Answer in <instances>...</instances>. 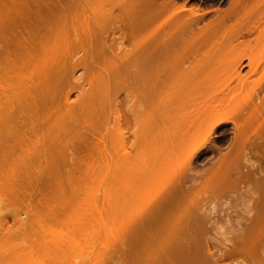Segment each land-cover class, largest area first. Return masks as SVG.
<instances>
[{
    "label": "rangeland",
    "instance_id": "obj_1",
    "mask_svg": "<svg viewBox=\"0 0 264 264\" xmlns=\"http://www.w3.org/2000/svg\"><path fill=\"white\" fill-rule=\"evenodd\" d=\"M110 1L119 0H93L89 7L82 4L84 9L80 12L78 3H82L81 0L79 2L56 0L59 7L61 5L64 8L60 7L55 16L57 17L58 14L60 17L64 16L57 18L61 19V22L57 19L54 21L55 24L51 22L54 25L51 24L53 27L50 31H48L50 25L38 27L39 30L44 28L40 33L38 29H34L36 32L33 36L31 58L23 61L19 59L18 67L12 69L13 72L7 73V80L1 83V87L6 90L4 93L6 100L3 96L0 97V259L13 256L21 260L19 264H58L57 259L62 256L80 257V259H84L83 256H92L103 259L100 260L102 264L105 262V264H113L121 258L128 260V255L125 258L117 255L118 253L114 255L119 244L116 239L121 236L118 234L121 218L132 214L133 208L138 212L139 209L147 206L148 204L145 203H150V200L158 201L155 205L182 206L176 197L171 201L155 198L167 189L168 184H172L171 181H180L181 183H178L182 188L179 187L181 188L179 197L183 202H185L184 198L189 200L186 202L188 206H185L186 210L188 207L187 212L192 209L189 206L191 204L195 210L198 209L197 212L191 211L195 212L197 218L194 219L193 215V220L198 221L199 215L202 216L201 222H197L200 226L195 224L199 226L198 229H202V234H198L203 245V248L200 247L202 258L213 263V252L215 254L219 251L220 254L227 250L232 251L237 246L238 251L242 249L241 252H237L235 248L233 257L231 255L229 259L222 258L220 261L223 263L220 261L219 263L264 264V220H261L262 214L264 215L262 210L264 202L261 203L263 206L254 203L257 209L253 208L252 204L256 202L255 200L261 202L259 197L263 194V189H258L254 180L264 173V146L248 143L234 146L231 144L232 125L217 131L218 149L212 146L213 143L202 146L198 141L195 144L192 142L189 145L179 146L161 145V142L156 144L150 131L151 112L152 110L158 112L155 107L164 109L165 113L162 114L168 116L169 110L171 112L173 106L179 103L187 105L195 99L197 102L194 103L200 104L198 99L203 103L210 98L213 99L214 81L221 82L219 79H228V67L238 55L245 53L251 55L256 65V70L247 77L250 79L247 88L225 97V100L223 98L214 103L208 100L209 105L207 103L205 106L202 103L204 106L201 105V108L213 105L217 114L230 118L234 115L233 118H237L242 104L245 105L251 99L260 97L257 87L264 82V48L240 47L236 42L230 41L229 36L246 28L260 13L262 14L264 0H244L245 2L243 1L234 13L228 15L224 25L210 32L199 33L190 38L188 33L180 31L177 35L178 40L182 38L181 43H183L188 34L184 47H192L185 49L180 45L178 50L175 46L173 52L169 51V54L165 55L164 60H166H162L163 64L158 61L156 66L158 75L160 71L162 74L165 70L166 72L164 76H159L161 80L157 92L152 89L153 84L158 83L156 82L158 78L155 81L152 78L153 60L148 47L150 32L147 23L146 1L148 0H144L146 6H142L143 1L139 6L141 0L137 2L139 5L137 3L134 5L133 9H136L135 11L132 9L134 12L114 10L109 6ZM232 1L224 0L219 3L217 0H177V5L173 7H184L186 12L193 8H199L200 13L209 11L206 15L207 21L217 16L218 13L213 12V9L217 8L223 12L228 9ZM67 8L70 9L68 12ZM61 12L66 14L62 15ZM261 14L262 17L264 12ZM212 39L213 45L207 44V47H204L205 43ZM226 39L228 40L224 41ZM174 41L178 45L179 41L177 42L176 39ZM53 49L58 53L60 60H64L61 62L64 75L56 93L57 103L54 112L57 117L56 127H65L59 130V133L63 139L66 138L63 143L68 141L65 145L71 147L69 150L70 148L65 146L68 155L63 151L65 148L60 146L62 143L59 147L55 145L59 142H51L52 130L49 128V123H42L35 118L34 124L31 125L28 118L23 117L26 103L22 97L23 87L34 89L39 84L38 80L44 79L43 54ZM172 53L174 54L171 55ZM115 54L119 55V58H116ZM7 66L11 67V64ZM175 67L181 72L176 77L174 74L178 69L175 71ZM246 72L247 69L244 73ZM27 79L29 82L26 84ZM164 85L165 95L167 94L165 107H163L164 102L161 101ZM205 94L211 96L206 97ZM39 96L38 90L36 97ZM66 96L67 105L64 101ZM183 100L185 101L182 102ZM6 111L9 118L13 115L17 117L20 113V124L17 125L15 120H11L10 125L2 126L1 115ZM242 126L248 135L258 129L248 114L242 121ZM17 128L24 135L17 133L15 130ZM59 133L57 136H60ZM4 136L5 151H2L4 149L1 148V137ZM62 137H59L60 140ZM191 139L195 141L193 137ZM194 145H197L195 155H191L193 158L187 157L191 150L188 149ZM47 146L50 148L45 150L44 155L41 149L43 147L47 149ZM118 146L122 151H118ZM25 151L30 153L28 160L31 161L26 160V165H31L29 178L17 173L21 177L18 178L20 183L17 179L18 175L14 173H6L8 178L4 177L1 174L2 168H6V165L12 162L16 166V159H22ZM3 152H6L5 155ZM117 153L120 154L119 157ZM52 154L55 155L54 163L58 165L54 164L58 167L54 169L57 171L54 174L53 170L47 171L45 168L48 162L52 161ZM62 154L66 157L60 156ZM46 155L49 160L45 158ZM122 155L124 159H121ZM126 155L130 158L129 160L126 158L128 161L125 159ZM186 158L189 159L187 162ZM61 159L64 162L60 161ZM157 160L160 161L158 167ZM60 163L64 168L59 166ZM11 166L10 169L15 167ZM3 178L8 180L4 181ZM16 180L20 185L15 183ZM176 185L178 186L177 183ZM177 186L173 189H178ZM130 191L133 192L132 195L137 193L138 199L132 196ZM254 194L256 197L258 195V199ZM146 196L150 199H146ZM133 197L134 202H130L133 201ZM122 198H125L124 204L120 202ZM119 203L123 207L119 206ZM149 205L148 209H150ZM117 207L122 209L119 210ZM165 207L163 213L165 210L168 212ZM158 208L161 207L158 205ZM259 209L262 210L261 213ZM157 211L154 215H157ZM256 211L258 216L255 215ZM175 212L178 211L175 209ZM159 214H162V210ZM252 214L257 218L254 219ZM259 215L261 218H258ZM162 218L165 219L166 216ZM159 220L165 221L163 219L155 221ZM126 227L124 229L127 230L129 227ZM124 229L122 230L127 235ZM132 229L127 231L130 233ZM122 230L120 231L123 232ZM134 241L129 243L132 245ZM126 245L131 247L128 243ZM125 251L129 250H124V253ZM133 252L132 250L128 253ZM124 253L121 255L124 256ZM130 262L131 260L124 263Z\"/></svg>",
    "mask_w": 264,
    "mask_h": 264
},
{
    "label": "bare ground",
    "instance_id": "obj_2",
    "mask_svg": "<svg viewBox=\"0 0 264 264\" xmlns=\"http://www.w3.org/2000/svg\"><path fill=\"white\" fill-rule=\"evenodd\" d=\"M81 1H82V3L80 2L81 6H79L80 3H78V7H80V9L79 8L78 9L80 12H83V9H84L83 5L86 7L87 6L89 7L93 3V2L91 3V1H93V0H81ZM139 1L140 0H119L118 2L110 1L109 6H111V8L114 10L118 9L120 12H122V11L123 12H126V11L131 12L132 9L134 8V5H136V3ZM142 1L144 2V0H141V2L139 3L140 5L138 3L137 4L139 6H141L143 4ZM176 1L177 0H148V1H146L147 3L144 2V4L142 5V6H146L145 3L148 5L147 23H148V27H149V31H150L149 32L148 47H149V51H150V54L152 57L151 59L153 60L152 63H153V69H154L152 72V78L154 79V81H155V79L158 78V80H156V82L158 81V83H156L157 85L153 84V87H152V89L155 92H157V90L159 89L158 85H159V81L161 80V78H159V76H164V72H166L165 69H164L165 71L162 69V71H164L162 74L161 71L159 70L160 75H158V71L156 69L157 68L156 66H158L157 63H159L160 61H161L160 63H162V60H164V58L166 57L165 55H167V53L169 51L173 52V49L175 46H176V48H178V50L181 46L184 47L185 42L187 41L186 36L188 34H189V37L191 38L192 36L198 35L199 33L210 32L211 30L217 28L218 26L224 25V23H225L224 21L226 20V18H228V15L231 13H234L239 8V6L243 4L244 0H233L230 3L228 9H226L223 12L217 8L213 9V12H217L218 14L214 19L207 20V21H206V15H207V13H209V11L208 12L202 11L200 13L199 8H193V9H190L189 11L186 12L184 10V7H177V8L173 7V6H175ZM223 1L224 0H222V2ZM78 2H79V0H78ZM262 6H263V4H262ZM60 7H62V6L60 5ZM60 7L57 4L56 0H30V1L29 0H0V97L3 96L4 100H6V96L4 95L6 90H4L1 87V83H4L7 80V73L13 72V70L18 67L17 62L20 63V61L29 60V58H31V53L33 52L32 51L33 36L36 32V31H34V29H38V27H40V26H42V27H44V26L48 27L49 25L51 26V24L54 23L55 19L60 17L59 14L57 15V17H55L56 13L59 11ZM138 7H137V9H138ZM68 9L69 8H67V12L71 9V7L69 10ZM65 10H63V11H65ZM134 11H132V12H134ZM263 12H264V6H263ZM263 12H262V14H263ZM61 14L64 15L66 13L63 14L61 12ZM260 14L258 16L259 19L257 17L256 20L255 21L253 20L254 22L252 21L250 23V25H248L246 28L240 30L238 33H235L232 36H229L230 37L229 40L232 42H236L240 47H244V48H248V47L251 48L252 46L264 48V22H263L264 19L262 18V17H264V15L261 14L262 15V17H261ZM62 17H64V16H62ZM62 17H60V18H62ZM260 17L263 21H261ZM64 19H62V21ZM57 21L61 22V19L60 20L57 19ZM54 24H52V25H54ZM50 26L48 27L49 30L47 29L48 31H50V28L53 27V26H51V27ZM43 29L44 28H42V30L38 29V31H39L38 33L44 31ZM180 31H184V32L188 33L185 36V41H183V43H181L182 38L180 40H178V37H177V35ZM175 39L177 40V42L179 41L178 45H176L177 43H176V41H174ZM227 40L228 39H226L224 41H227ZM207 44L213 45V39L210 40L209 42H206L204 47H207L206 46ZM211 45H210V47H211ZM177 46H179V47H177ZM187 47L188 46H185L184 48L186 49ZM191 47L192 46H189L188 48H191ZM250 48H248V49H250ZM173 54L174 53H172L171 55H173ZM43 57H44L43 62L45 64L44 79H41V81L38 80L39 84L34 89L29 88L28 86L25 88L23 87L22 94H24V95H22V97L26 100L25 108L23 111V117H27L31 125L34 124L35 118H38L42 123L43 122L49 123V128H51V130H52L51 142H56V141H57V143L59 142L58 144L55 143V145H58V146H59V144L62 143L60 146L65 148V150H63V151H66V153L68 155V152L66 149V147H67L66 143H68V141L66 143H63L66 140V138L63 135L65 138V139H63L61 133H59V130H63L65 127H61V128L56 127L55 123L57 122V117H55L56 115L54 112V107L57 103L56 93L58 90V86L60 85L61 81L63 80L62 77L64 75V68L61 64V62H63L64 60L63 59L60 60L58 53L55 51V49L45 52L43 54ZM115 57L119 58V55L115 54ZM19 59H21V60L19 61ZM65 60H67V59H65ZM175 60L177 61V59H175ZM9 63L11 64V67L7 66V64H9ZM255 67H256V65H255V62L253 61V58L251 57V55L245 53V54L236 56L234 61L231 62L230 66L228 67V76H229L228 79H222V80L219 79L221 82L214 81L213 99H211L210 97H209L210 99H208V100H211L210 103H214L217 100L221 101L223 98L225 100L229 95L235 94L238 91H242L245 88H247V86L250 82V79H247V77H248L249 73H252L256 70ZM177 69L178 68L175 67V71H177ZM245 69H247L248 72L244 73ZM180 73L181 72L178 69V71L174 74V77H176ZM174 80L176 81L179 79H174ZM28 82H29V80L27 79L26 84ZM38 90H39L40 96L36 97V92ZM257 90H258V94L260 95V97L251 99L245 105L242 104V106L239 107V116H237V118H233L234 115L232 118H230V117L221 116V115L217 114L216 112H214L215 109H214L213 105L210 107H206V108L203 107L204 109L201 108L202 107L201 105H203V104H205V106L209 105V102H208V100H206V97L211 96V95L206 96L207 93L204 95V96H206L204 99L207 101V102L204 101L206 103L201 102L202 101L201 99H198L199 100L198 102H200V104L194 103V102H197V101H195V99L191 100L190 103H187V101H186L185 104L187 103V105H184L183 103H181V104L179 103L178 105L173 106L171 112L169 110L168 116H167V114H162V113H165V111L163 112L164 109H162L161 107H159V109H158V107H155L156 111H158V112L160 111L159 112L160 115L158 114V112H155V111L154 112L156 114H154L153 110L151 112L150 131H151V135L153 137V140H154V142H156V144H159V142H161V145H164V144H169V145H173V146H177V145L179 146V145H183V144L189 145V143L193 142L195 144L196 141H198V144L200 145V142H201L202 146H204L205 144H210V143H213L212 146H216L217 145L216 139L219 138L217 136V131L219 129L227 126V125H232L231 144H233L234 146L238 145V144H244V143L245 144L248 143L250 145L260 146V147L264 146V82L259 84V86L257 87ZM165 91H166V86L164 85V92H163V100L164 101L162 100V95H161V101L164 102L163 107H165V101H166L165 96L167 95V94L165 95ZM210 91H209V93H210ZM200 98H202V97H200ZM185 99L188 100V98H185ZM64 101H65V105H67V96L65 97ZM184 101L185 100H183L182 102H184ZM189 101H190V99H189ZM256 101H258V103ZM161 110H162V112H161ZM237 112H238V110H237ZM247 114L249 115V117H251L253 119L254 123L258 126V129L256 131L254 130L251 135L246 134L244 132V128L242 126V121L245 119ZM13 116L11 118H9V114L7 111H6V113H2V115H1L2 126L6 127L7 125H10L11 120H15V123L17 125L20 124L21 114L19 113L17 117H13ZM108 120H106L107 123H108ZM116 121L117 120H115V122ZM107 125H109V124H107ZM15 130L17 133L23 134L19 130V128L15 129ZM57 132L60 134V136H57V134H58ZM56 136H57V138H56ZM59 137H62L61 140ZM191 137H193V140H195V141H192ZM1 138H2L1 148L4 149L2 151H5V146H4V143L6 142L5 136L1 137ZM53 139H55V140L52 141ZM62 139H63V141H62ZM120 141H121V139H120ZM124 141H125V139H124ZM30 146L31 145H29L28 147L30 148ZM52 146H54V145H52ZM120 146H122V145H120ZM120 146H118L119 147L118 151H122ZM28 147H26V148H28ZM48 147L49 146H47V149H46V147H43L41 149L42 150L41 152H43L44 155H45V150H49ZM67 148H70L69 150H71V147H67ZM215 148L218 149L217 146ZM53 150H51L52 153H53ZM188 150H190L191 152L189 151L190 155H187V157L189 156V157L193 158V156H191V155L192 154L195 155V153L197 151V145H194L193 147L189 148ZM217 151H219V150H217ZM3 153L5 155L6 152H3ZM29 154L30 153H28V151H25L22 155V159H18V158L16 159V161H17L16 166H15V164H13V162L11 164H7L6 168L3 167L5 169L2 168L1 174H3L4 177L8 178V176H6L8 174H6V173H14L15 175H18L21 173V175L23 174V175L27 176V178H29L28 177V176H30L29 167L31 165H29V164L26 165V163H27L26 160H28L30 157ZM43 154H42V156H43ZM47 154L51 155V153L50 154L47 153ZM125 154H126V152H125ZM119 155L120 154L117 153L118 157H119ZM124 155L120 156L121 159L122 158L124 159V157H123ZM54 156L55 155H53V157L50 156L51 160H52L50 163L47 161L48 165L51 166L52 169L47 164H46L47 166L45 167V168H47V171L53 170L52 171L53 174L55 172H57V171H54V169L58 168L55 166L57 164H56V162L54 163ZM60 156H63V154ZM160 156H162V155H160ZM3 158H5V156H3ZM45 158H47V155ZM126 158L127 159L129 158L128 155H126L125 159ZM127 159H126V161H128L130 158L128 160ZM187 159L188 158H186V160H185L186 162L189 160V159L188 160ZM47 160H49V159L47 158ZM117 160L119 161L120 158ZM28 161H31V160H28ZM60 161H62V159ZM43 162H44V159H43ZM62 162H64V161H62ZM120 162H123V161H120ZM159 162L160 161L157 160V163H156L157 167H158ZM4 163H5V161H4ZM116 163H117V161H116ZM123 163H125V162H123ZM189 163H191V161H189ZM60 164H59V166L64 168V166H62V163H60ZM8 165H10V166L13 165V167L15 166L16 168L14 167L13 169H10V166H8ZM122 166H124V164H122ZM54 167H56V168H54ZM121 171H122V169H121ZM52 172H49V173L52 174ZM159 177H160V174H159ZM18 178H21V177H19V175H18L17 179ZM5 179L6 178H3L4 181H5ZM7 180L8 179H6V181ZM18 181L20 182V179H18ZM18 181L15 183H18L20 185L21 182L19 183ZM254 181L256 184L255 186H257L258 189H260V190L263 189L262 195H264V173L262 176L255 178ZM159 182H160V180H158V183ZM173 182L174 181H171L170 183H172V184L167 185L168 187H166L167 189H164V191H163L164 193L162 192L159 195L157 194L159 196V198H157L158 196H156L155 198L160 199L162 201L163 200L164 201L165 200L171 201V200H173V198L176 197L179 204L181 203L180 205H182L183 207L179 206V205L174 207V205H171V204H169V205H160V204L155 205L156 202H158V201H155L153 199L154 201L150 200V203H148V202L145 203L148 205L150 204L149 205L150 209L147 208L148 207V205H147V206L143 207L142 209L138 208L139 209L138 212H140V213H138L133 208L132 214H130L129 216H127L128 214L126 216L124 215L123 219L119 216L121 218V224H119L121 227H119V225H118V228H119L118 234H120L121 236H119L120 238L116 239L119 241V244L116 241L117 242L116 245L118 244L117 245L118 248L115 249V251L116 250L117 251L114 253V255L116 256V253H118L117 255H120L124 258H125V256L128 255L127 256L128 260L117 256L119 259L121 258V260L116 261V262L119 261L118 264L122 263V259H123V263L124 262L128 263V261L131 260V262L129 264H218L220 259L222 261V258L228 257V259H229L231 257V255L233 257V254H234V252H236V250H237V252H241L242 249H240L238 251L239 247L236 248L237 246H235L236 250H234L235 248L233 249V247H231L233 249L232 251L227 250L225 252H221L222 254L221 253L218 254L219 251L217 250L218 251L217 253L214 254V252H213V263L207 262L204 258H202L200 256V251H201L200 247L203 248V245L200 242L201 239L199 240L198 234H200L202 232V229H198L200 225L197 224V222H201L200 220L202 219V216H201V214L199 215L197 213L200 216V219H198V221H196L197 218L195 217V212H197L198 209L196 208V210H195L193 208V206H191V204L189 206H190V208L192 207V209L191 210L189 209V212H187L188 207L186 210L185 206H188L186 202H188L189 200L187 201V199L184 198L185 202H183V199L181 200V197H179V194H180V191L182 188L181 185H179L181 182L180 181L174 182L175 185L173 184ZM178 182H180V183H178ZM8 183H10V182H8ZM161 183L164 184L162 181H161ZM176 183L178 184V186L176 185ZM175 186H177L178 189H173V187L175 188ZM169 187L170 188L172 187L173 190L168 189ZM179 187H181V188L179 189ZM166 190H167V192H165ZM175 190H176V192H174ZM172 191L174 193H176L177 195L172 193ZM129 193H131V195H132L133 192L130 191ZM167 193H168V197H167ZM134 194H135V192H134ZM127 195H129V194H127ZM131 195H129V197ZM185 195H186V198H188L187 194H185ZM262 195L259 197V200L261 202H258V200H255L256 202H253L252 204L254 205V203H259V204H256L257 206H259L261 203L263 204L264 201H262V200H263L264 196L262 197ZM132 196H134L138 199L137 193L135 195H132ZM161 196H162V198H160ZM163 196H165V198H167V199H164ZM134 197L132 199L133 201H130V202H134ZM257 197H258V195H257ZM257 197L255 195V198H257ZM128 198H126V200ZM145 198L150 199L147 196ZM122 199H120V200H122L120 202H122L124 204L123 201L125 200V198H122ZM153 202H155V203H153ZM153 204L155 205V207ZM262 204H261V206L264 205V204L263 205ZM158 205L161 208H158ZM119 206H121V204ZM127 206H131V205H127ZM152 206L154 209L152 208ZM156 206H157V208H156ZM121 207H123V206H121ZM121 207H119V208L122 209ZM164 207L168 210V212L165 210L163 213ZM177 207L178 208L182 207L183 210L182 209L178 210ZM119 208L117 207V209H119ZM124 208H126V207H124ZM145 208H147L146 211H145ZM169 208H170V210H169ZM253 208H256L255 205ZM259 208L262 209V207H259ZM131 209H129L130 212H131ZM155 209H156V211L158 210L156 213L157 215H154L156 212V211H154ZM175 209H176V211H178L177 213L175 212ZM184 209H185V211H184ZM251 209H252V207H251ZM261 209L258 210L259 213H261L260 211L264 210V209H262V210ZM161 210H162V214H159V213H161ZM192 210L193 211L195 210V212L194 213L191 212ZM125 211H126V209H125ZM141 211H144L145 213L142 212L143 213L142 214ZM153 211H154V213L150 214ZM121 212H123V211H121ZM126 212H128V211H126ZM118 213H120V211ZM165 213L168 216L165 215ZM172 213H174V215H172ZM255 213L254 214L257 215V211ZM144 214H146V215H144ZM148 215H149V217H148ZM193 215H194L193 218L196 220H193V218H192ZM255 215L252 214V217L254 219L257 218ZM145 216H147V217H145ZM165 216H166L165 219L162 218ZM262 216L264 217L263 214H262ZM263 217L261 218V216L259 215L258 218H261V220L262 219L264 220ZM155 218H157V219H155ZM158 219H163L165 221L167 219L168 221H166V222L163 221L164 223H166V224H163L162 220L161 221L159 220L158 222L155 221ZM251 221L253 222L252 219H251ZM259 221H260V219H259ZM119 222H120V219H119ZM159 222H161V223H159ZM126 224H128V225H126ZM195 224L199 225V226L197 227ZM123 226H125V227L128 226L129 228L126 227V228H128L127 230L132 229V227H133V229H132V231L130 230L131 232L129 233L126 229H124L125 227L123 228ZM122 229L126 230L128 236L126 235L125 231H123ZM197 229H198V231H197ZM120 230H122L123 232H121ZM133 235H135V236L133 237ZM131 236H132V238H131ZM128 237L130 238V240ZM127 238H128V241H126ZM197 239L199 242L197 241ZM134 240H136L137 243ZM133 241L136 244L133 243L131 245L130 243H132ZM126 243H128V245H131V247L127 246ZM135 245H136V247L137 246L138 247L137 248L132 247ZM125 247H127V248H125ZM128 247L130 249H128ZM120 248L122 250H118ZM124 250H129L128 252H132V250H133L135 253L134 252L128 253L126 251H125L126 253H124ZM119 252H121V253H119ZM122 253H124L125 255L124 256L121 255ZM130 254H133L132 256H134V257H132ZM110 257H111V255H110ZM209 257L212 258L211 256H209ZM83 258L84 259H80V257L79 258L78 257L73 258V257L62 256L61 258L57 259V263L58 264H102L103 263L100 261L103 259H99L97 257H92V256L84 257L83 256ZM118 258H116V259H118ZM130 258H132V259H130ZM262 258L263 257H261L260 260H262ZM0 260H1L0 264H19V263H21V260H19L18 258H13V256H12V258L10 256L7 258H2ZM106 260H107V258L105 259V261ZM263 261H264V259H263ZM116 262H114V263L116 264ZM221 263H223V262H221ZM252 264H255V263H252Z\"/></svg>",
    "mask_w": 264,
    "mask_h": 264
},
{
    "label": "flooded vegetation",
    "instance_id": "obj_3",
    "mask_svg": "<svg viewBox=\"0 0 264 264\" xmlns=\"http://www.w3.org/2000/svg\"><path fill=\"white\" fill-rule=\"evenodd\" d=\"M217 1H219V3H222V0H217Z\"/></svg>",
    "mask_w": 264,
    "mask_h": 264
}]
</instances>
